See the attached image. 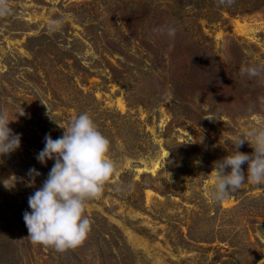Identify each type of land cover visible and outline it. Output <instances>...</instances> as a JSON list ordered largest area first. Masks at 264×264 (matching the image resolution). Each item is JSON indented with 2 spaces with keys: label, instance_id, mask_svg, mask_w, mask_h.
<instances>
[{
  "label": "rangeland",
  "instance_id": "obj_1",
  "mask_svg": "<svg viewBox=\"0 0 264 264\" xmlns=\"http://www.w3.org/2000/svg\"><path fill=\"white\" fill-rule=\"evenodd\" d=\"M11 7L0 18V112L21 143L0 156V264H264V184L210 196L214 162L264 122V74L240 72L264 66V0ZM84 112L119 167L86 203L88 238L58 252L28 239L23 213L54 164L36 159L46 134L61 137ZM238 150L253 151L247 142ZM31 168L41 175L30 185Z\"/></svg>",
  "mask_w": 264,
  "mask_h": 264
},
{
  "label": "clouds",
  "instance_id": "obj_2",
  "mask_svg": "<svg viewBox=\"0 0 264 264\" xmlns=\"http://www.w3.org/2000/svg\"><path fill=\"white\" fill-rule=\"evenodd\" d=\"M216 2L219 6L235 4V0ZM11 3L12 0H0V18L13 14ZM61 24V20L53 22L54 28ZM154 31L161 32L163 29ZM166 34L174 38L176 29L168 27ZM240 72L250 78L259 77L264 74V66H242ZM260 102L264 104V97L260 98ZM21 113L24 114L23 110ZM257 119L264 121V116L257 115ZM11 122L6 112H0V156L9 155L20 147L21 137L9 127ZM245 142L253 149L251 154L238 150ZM109 153L110 141L98 130L87 112L75 117L64 128L61 137L54 140L46 134L44 148L36 159L41 164L54 160V164L42 187L28 197L31 211L23 213L28 239L32 243L64 252L85 242L92 226V221L85 215L86 203L102 194L105 184L119 167ZM245 164L246 173L242 168ZM211 174L215 184L210 196L217 202L227 199L246 182L264 184V122L250 128L245 135L236 137L234 152L214 162ZM40 175L35 168L29 169L30 185ZM14 180L5 181V187L14 186Z\"/></svg>",
  "mask_w": 264,
  "mask_h": 264
},
{
  "label": "bare ground",
  "instance_id": "obj_3",
  "mask_svg": "<svg viewBox=\"0 0 264 264\" xmlns=\"http://www.w3.org/2000/svg\"><path fill=\"white\" fill-rule=\"evenodd\" d=\"M135 238V237H134Z\"/></svg>",
  "mask_w": 264,
  "mask_h": 264
}]
</instances>
